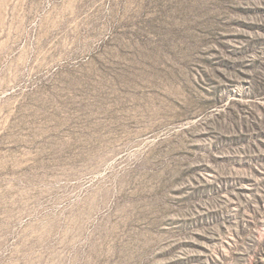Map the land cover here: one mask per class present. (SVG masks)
<instances>
[{
  "label": "rangeland",
  "instance_id": "rangeland-1",
  "mask_svg": "<svg viewBox=\"0 0 264 264\" xmlns=\"http://www.w3.org/2000/svg\"><path fill=\"white\" fill-rule=\"evenodd\" d=\"M0 264H264V0H0Z\"/></svg>",
  "mask_w": 264,
  "mask_h": 264
}]
</instances>
